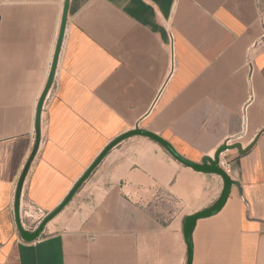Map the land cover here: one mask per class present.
<instances>
[{
    "label": "crops",
    "instance_id": "0c3cea01",
    "mask_svg": "<svg viewBox=\"0 0 264 264\" xmlns=\"http://www.w3.org/2000/svg\"><path fill=\"white\" fill-rule=\"evenodd\" d=\"M63 24L19 216L25 195L37 219L60 212L27 242L16 193ZM263 30L264 0H0V264H188L186 218L224 180L137 130L199 165L229 147L192 264H264Z\"/></svg>",
    "mask_w": 264,
    "mask_h": 264
},
{
    "label": "water",
    "instance_id": "95a60500",
    "mask_svg": "<svg viewBox=\"0 0 264 264\" xmlns=\"http://www.w3.org/2000/svg\"><path fill=\"white\" fill-rule=\"evenodd\" d=\"M64 24L62 27V31H61V35H60V42L58 44V48L56 51V59L54 61V65L52 67V71H51V75H50V79L48 81L47 87L42 95V98L40 100L39 103V107H38V120H37V124H36V134H37V138H36V143H35V147L34 150L31 154V157L27 163V165L25 166V169L20 177V181L17 187V193H16V200H15V215H16V222H17V227L19 229V232L22 236V238L27 241V242H35L36 240L39 239V237L41 236V234L44 232V229L46 227V225L60 212L57 211L51 215H49L44 221L43 223L39 226V228L31 233L29 231H26L25 229H23L22 225H21V221H20V216H19V212H20V202H21V195H22V189H23V185L24 182L26 180L28 171L30 169V166L32 164V161L34 160V157L36 156L38 149H39V145H40V112H41V108L43 105V102L46 98V95L51 87L53 78H54V74L56 71V64H57V58L58 55L60 53V48H61V40L63 37V32H64ZM132 135H142V136H147L150 137L154 140H157L158 142H160L161 144H163L176 158H178L179 160H181L183 163L187 164L188 166L192 167L193 169H195L196 171L199 172H205V173H216L218 175H220L225 183V187H224V191L222 193V196L220 197V199L210 208L197 213L195 215L189 216L186 218L185 224H184V234H185V238H186V242L188 245V264H192V258H193V245H192V234L193 231L195 229L196 223L199 219L201 218H205V217H209L212 216L216 213H218L223 206L225 205L229 195H230V190L231 187L233 185V182L230 178V176L219 166L220 163V157L221 154L224 153L226 150L229 149L228 146H224L222 147L215 155L214 159L209 160L208 162L204 163V164H195L189 161H186L185 159H183L182 157H180L173 149L172 147L166 143L165 141H163L161 138L155 136L154 134L144 131V130H137L134 131L130 136ZM254 145H250L249 147H247L246 149H243V147L241 145H236L234 148H237L240 152V154H246L248 153ZM104 156V155H103ZM103 156L99 159V161H97L92 167L91 169L87 172V174L82 178V180L78 183L76 188H79L84 181L87 180V178L91 175V173L93 172V170L96 168V166L99 164L100 160L103 158ZM74 192L69 196V198L66 201V204L70 201V199L72 198Z\"/></svg>",
    "mask_w": 264,
    "mask_h": 264
},
{
    "label": "built area",
    "instance_id": "2783aa9c",
    "mask_svg": "<svg viewBox=\"0 0 264 264\" xmlns=\"http://www.w3.org/2000/svg\"><path fill=\"white\" fill-rule=\"evenodd\" d=\"M261 53H264V30H263V33H262L261 37L258 38L256 41H254L250 45V47L248 48V56H247L248 57V62L252 63L253 60L255 59V57L258 56ZM219 166H220V168H222L229 175L230 168H229V164H228L227 160L224 159V153L221 154ZM48 216H49L48 213H44L43 215H41L37 219V221H38L37 226H35L34 228L27 227L25 219H20L21 225H22L23 229H25L26 231H29V232L33 233L39 228V226L43 223V221Z\"/></svg>",
    "mask_w": 264,
    "mask_h": 264
},
{
    "label": "rangeland",
    "instance_id": "374dc122",
    "mask_svg": "<svg viewBox=\"0 0 264 264\" xmlns=\"http://www.w3.org/2000/svg\"><path fill=\"white\" fill-rule=\"evenodd\" d=\"M47 84H48V82H46V84H45V86H44V88L42 90V95H43V93H44V91H45V89L47 87ZM52 87H53V83L51 84V87H50V89H49V91H48V93L46 95V98H45V100L43 102V105H42V109H44V111L46 110L47 106L49 105V103H50V101L52 99V94H51L52 93V91H51ZM41 98H42V96H41ZM42 139H43V137L41 136L40 140H42ZM35 158H36V156L34 157V160L32 161V164H31L30 169L28 171L27 177L30 174L31 168L34 165ZM28 161H29V159H28ZM28 161H27V163H28ZM27 163L25 164V166L27 165ZM24 169H25V167H24ZM24 169H23V171H24ZM23 171H22V173H23ZM22 173H21V175H22ZM27 177H26V180L28 179ZM26 180L24 182L23 189L25 187ZM23 189H22V192H23ZM26 191H27V184H26ZM26 191H25V194H26ZM21 197H22V195H21ZM24 213L25 214L23 216V219H25L27 227L34 228L35 226H37V224H38L37 217L35 218L34 216H32V214L30 212V208H29L28 203H27L26 195H25V212Z\"/></svg>",
    "mask_w": 264,
    "mask_h": 264
},
{
    "label": "bare ground",
    "instance_id": "6f19581e",
    "mask_svg": "<svg viewBox=\"0 0 264 264\" xmlns=\"http://www.w3.org/2000/svg\"><path fill=\"white\" fill-rule=\"evenodd\" d=\"M43 118H45V117H43ZM44 121V120H43ZM44 126V125H43Z\"/></svg>",
    "mask_w": 264,
    "mask_h": 264
}]
</instances>
